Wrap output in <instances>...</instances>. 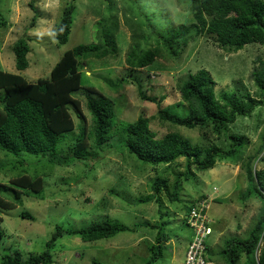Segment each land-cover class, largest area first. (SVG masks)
I'll list each match as a JSON object with an SVG mask.
<instances>
[{
  "label": "rangeland",
  "instance_id": "374dc122",
  "mask_svg": "<svg viewBox=\"0 0 264 264\" xmlns=\"http://www.w3.org/2000/svg\"><path fill=\"white\" fill-rule=\"evenodd\" d=\"M72 1L75 10L68 39L63 44H57L54 27L62 8ZM113 1L118 18L115 34L117 51L100 59L87 60L81 65L82 86L73 93L79 106H71L75 129L65 134L61 143L57 144L58 149H65L74 139L78 122L85 126L86 131L91 130V116L84 96L89 89L110 99L117 119L134 121L144 116L156 138L169 131H177L193 143L202 141L201 131L171 125L159 119L158 104L141 97L138 84L145 95H153L156 99L162 97L160 107L181 115H186L188 108L181 99L178 86L201 69L209 73L217 97L221 92H248L254 97L260 95L251 72L256 67L253 61L264 57V45L247 44L232 53L218 47L210 34L195 35L189 0H146L148 6L145 0H138L141 5H146L143 6V14L156 35L167 33V28L174 31L183 25V35L189 40L176 48V53L160 42L158 56L152 64L135 70L133 74L128 73L125 60L135 46V40L134 31L126 18L135 20L136 15L143 16L138 11L130 13L126 9L128 0ZM106 6V0H0V69L19 73L29 82L48 77L64 51L79 43L97 42L96 22L106 15ZM22 37L29 38L30 51L26 68L18 70L13 43ZM156 44L149 41L142 47H155ZM230 131L245 137L243 158L217 160L213 168L198 172L197 178L181 186L183 211L179 207L181 202L170 203L165 192H159L163 204L167 205L162 211L169 239L164 242L162 256L154 262L150 261V245L154 242L156 228H151L146 222L160 220L158 204L153 199L150 202L137 201L136 197L152 193L151 183L164 166L154 170L150 164H142L133 155L125 153V149L116 146L115 140L108 141L103 152L92 162L87 159L63 166L51 164L39 155H5L0 151V182L3 184H9L20 172L42 175L45 180L41 193L23 195L20 202L11 203V208L0 210V229L3 233L0 264L1 255L8 248L19 250L24 258L47 249L46 242L56 224L77 229L87 227L91 222L113 219L128 226L136 224L137 227L134 231H119L111 237L93 241L64 234L48 249L51 254L48 264H94L93 260L98 264H183L191 236L185 217L186 208L201 193H206L211 199L208 208L211 232L205 243L212 251L217 252L226 238L244 237L260 212L261 203L253 197H242L248 183L241 164L247 155L255 153L261 143L264 100L251 114L238 116L230 125ZM216 142H221V139ZM109 144L114 148H110ZM178 162L177 169L183 170V158H179ZM253 167L264 168V161L256 159ZM165 174L173 179L170 168ZM22 212L29 213L32 218L22 216ZM212 259L216 261L217 257ZM244 260L245 255H242L240 262ZM216 263L221 264V260Z\"/></svg>",
  "mask_w": 264,
  "mask_h": 264
},
{
  "label": "trees",
  "instance_id": "16d2710c",
  "mask_svg": "<svg viewBox=\"0 0 264 264\" xmlns=\"http://www.w3.org/2000/svg\"><path fill=\"white\" fill-rule=\"evenodd\" d=\"M106 1L107 13L96 22L97 42L79 43L64 51L51 68L48 77L29 82L19 73L0 69V151L5 155L21 153L39 155L51 164L63 166L87 159H91L92 162L99 153L103 152L102 149L108 141L115 140L116 146L125 149V153L129 156L133 155L142 164H150L154 170H157L155 168L158 166H164L151 183L152 193L136 197L137 201L150 202L153 199L158 204L157 212L160 220L153 223L146 222L151 228H156L154 242L150 245V261L154 262L162 256L164 242L169 239V235L165 232L162 211L167 205L163 204L159 192L163 190L170 203L181 202L179 207L183 211L181 186L197 178L198 172L213 168L217 160L227 157L233 160L243 158L242 147L245 137L231 132L230 125L238 116H247L256 106L262 104L264 57L253 61L256 67L251 72L253 83L260 93L258 97L248 92H221L217 97L214 93L213 80L204 69L181 83L178 90L188 108L186 115L160 107L162 97L156 99L153 95H145L138 84L141 97L158 104L159 119L179 127L197 128L201 131L200 143L191 142L177 131H169L162 137L156 138V133L150 129L146 117L139 116L134 121L117 119L108 97L86 89L85 105L91 116V130L86 131L85 126L78 122V132L74 139L65 149H58L57 144L61 143L65 134L75 129L71 106H79V101L73 98V93L82 86L81 65L87 60L100 59L117 51L115 42V34L118 30L117 8L113 0ZM128 1L126 9L130 13L138 11L137 13L143 16L141 18L136 15L135 20L126 18L129 27L134 31L135 40V46L130 49L125 60L129 68L128 73L133 74L135 70L152 64L158 56L160 42L167 45L172 53H176V48L182 44L188 43L189 38L183 35L185 31L183 25L174 31L167 28V33L156 35L146 15L143 14V6L146 5H141L138 0ZM189 1L190 12L194 19L193 26L196 28L195 35L210 34L214 36L218 47L232 53L247 44L264 45L263 0ZM146 4L148 6L147 1ZM74 10L73 1L62 8L61 16L54 27L57 44L67 41ZM165 24L167 27L166 20ZM28 41L29 38L22 37L13 43L15 67L18 70L25 69L28 64L27 54L30 51ZM149 41L157 43L156 46L142 47L143 43L147 45ZM261 138L255 153L247 155L241 164L248 183L242 197L259 200L261 210L244 237L226 238L217 252H213L205 243V256L210 261H215L212 258L217 257V260H221V264H264V168L253 167L256 159L264 161V134ZM219 139L221 142H216ZM110 148L114 147L110 145ZM179 158L184 160L183 170L177 169ZM165 168L171 169L172 180L165 174ZM44 184L42 175H29L25 172L16 174L9 184L0 182V210L11 208V203L20 202L23 195L41 193ZM206 197V193L195 197L187 206L185 217L187 218L198 201ZM22 216L32 218V215L26 212H22ZM136 227V224L128 226L116 219L91 222L87 227L77 229L56 224L51 237L46 242L47 249L38 254L31 253L24 258L19 250L8 248L1 255V264H48L51 261L48 249L52 248L57 238L64 234L77 235L84 241H93L111 237L119 231H134ZM2 236L0 229V245ZM242 255H245V260L240 262ZM93 263L98 264L95 260Z\"/></svg>",
  "mask_w": 264,
  "mask_h": 264
},
{
  "label": "built area",
  "instance_id": "2783aa9c",
  "mask_svg": "<svg viewBox=\"0 0 264 264\" xmlns=\"http://www.w3.org/2000/svg\"><path fill=\"white\" fill-rule=\"evenodd\" d=\"M210 200L208 196L201 199L188 213L187 223L191 228L192 236L188 243L183 264H216L206 259L205 256V240L211 232L207 216Z\"/></svg>",
  "mask_w": 264,
  "mask_h": 264
},
{
  "label": "clouds",
  "instance_id": "9594fccd",
  "mask_svg": "<svg viewBox=\"0 0 264 264\" xmlns=\"http://www.w3.org/2000/svg\"><path fill=\"white\" fill-rule=\"evenodd\" d=\"M208 197H210L209 195H207ZM211 201V200H210ZM209 206H210V204H209ZM207 216H208V210H207ZM186 221H187V218H186ZM210 234V233H209ZM212 262H214V263H216L215 261H212ZM216 264H218V263H216Z\"/></svg>",
  "mask_w": 264,
  "mask_h": 264
}]
</instances>
